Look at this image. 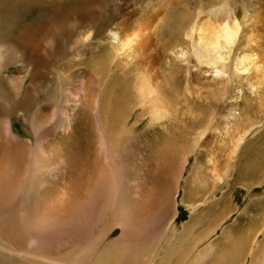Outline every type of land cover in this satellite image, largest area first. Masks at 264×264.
Masks as SVG:
<instances>
[{"label":"bare ground","instance_id":"obj_1","mask_svg":"<svg viewBox=\"0 0 264 264\" xmlns=\"http://www.w3.org/2000/svg\"><path fill=\"white\" fill-rule=\"evenodd\" d=\"M6 1L0 0V19L7 17L0 20V41L7 42L20 55L6 60L18 63L5 76L11 93L1 80L0 63L1 101L8 103L7 117L13 113L29 122L33 142L26 141V145L30 147L27 165L31 166L22 171H30L35 183L44 189L50 183L37 182L39 177L34 175L42 172L39 157L48 166L44 168L47 174L53 169L64 170L69 158L79 157L78 186L83 191L87 187L88 199L90 191H105V196L112 195L115 204L116 190L108 184H116V178L105 181L107 174H119L117 183L121 187L135 184L132 187L137 190L144 180L150 182L155 179L154 173H165L168 167L173 169L181 164V174L186 156L191 155L193 174L203 167L213 185L211 192L206 195V191V196L199 200L198 191L197 195L194 192L190 212L205 205L212 191L222 185L218 193L224 199L217 211V216H221L216 218L218 221L229 217L231 199L228 203L226 198L237 190L235 187L250 192L257 184L264 186V0H254L250 18L243 7H231L234 2H229L230 6L219 2L205 14L197 13L196 19L179 33L176 31L180 27L163 29L162 23L175 0ZM16 3L24 9L19 16L10 14V6ZM181 13L177 18L183 23L185 9ZM14 25L15 34L10 37L7 29ZM18 71H24L25 76H11ZM14 79L17 86L12 83ZM25 79L27 86L21 91ZM256 113H261L258 120L254 118ZM10 118L5 124L12 123ZM144 121L146 127L133 134ZM8 125L3 124L7 136ZM253 137L258 139V145L254 146ZM10 138L14 142L18 139L13 135ZM130 138L141 141L145 147L144 153H138L139 160L127 164L125 148ZM8 148L11 149L8 143L0 141V202L5 201L3 191L10 187L17 200L24 179L16 175L13 184L7 183L10 171L5 155H11ZM197 158L202 160L200 166ZM23 159L20 154L18 167ZM199 178L197 186L201 187ZM25 181L26 178L24 184ZM137 191L134 193L139 196ZM43 192L41 198L46 200L40 208L41 217L49 215L47 209L52 203L48 189ZM64 195L62 192L57 196ZM242 216L233 220L235 226L225 227L220 233L234 254L229 256L230 261L245 264L249 258V264H264V222L260 223L264 205L257 209L249 204ZM184 227H180L181 233L170 228L168 243L174 235L184 240L190 233ZM232 228L238 230L236 235ZM212 231L203 233L197 242L204 241ZM258 236L263 239L257 241ZM216 242L207 244L188 261L202 258L200 254L214 253ZM115 244L108 245L92 261L83 247L84 264H101L112 253L110 258L116 261L121 251L116 250ZM185 257L178 253V260L188 259ZM40 261L73 263L32 256V264ZM114 261L102 264H115Z\"/></svg>","mask_w":264,"mask_h":264},{"label":"rangeland","instance_id":"obj_2","mask_svg":"<svg viewBox=\"0 0 264 264\" xmlns=\"http://www.w3.org/2000/svg\"><path fill=\"white\" fill-rule=\"evenodd\" d=\"M6 2H9V0ZM219 2H225L224 4L226 6L231 5V7L236 5L238 10L243 7L245 13L251 16L254 0H175V2L171 3V9H169L165 15L166 19L162 22L164 25L163 29L167 27L173 30V27H180L181 29L176 31L179 33L183 30L184 26L196 19L197 13L201 12V14H205L209 9L213 8V6H217ZM229 2L234 3L229 5ZM16 7L18 10H16ZM28 8H32L31 5H29ZM14 9L16 11H14ZM19 9L20 6H18L17 3L11 5L10 14L19 16L20 12L24 10L22 8ZM184 9V22L182 23L178 21L177 16L179 13L182 15L181 10ZM28 13L29 11L23 14V16L25 17ZM250 16L248 15L249 18ZM3 20H7V17H3ZM9 29H7L9 33H6L12 37L11 34H15L16 27L14 25ZM0 42V57H3L0 61V63L3 64L1 67L3 68L1 69L3 79L1 78V80L5 87H9L8 90L11 93L13 90L10 89L9 84L7 86L5 83V76L9 75L12 68H15L18 63H10L9 61L6 63V60L9 56L13 58L19 57L20 53L13 51L12 48L6 44L7 42ZM42 44L44 45V40H42ZM25 74L24 71L22 73L18 71V73L13 72L11 76H15V78L18 79L21 76H25ZM12 83L17 86L15 79L12 80ZM24 86H27L26 79L21 83V91ZM2 96L3 91H1L0 88V141L8 143L11 147V149L8 148V150H6L10 151L11 155H5L8 162V171H10V173L7 174V183L13 184L16 175L18 177L22 175L24 179L19 189L20 191H17L18 193L22 191V195L19 193L20 195L17 196V200L14 199L11 187L3 191L2 197L5 198V201L0 202V264H32V256L56 261L67 260L68 263L73 261L72 264H84L86 262V256L84 254L85 250L83 251L82 249L83 247L84 249L86 247L89 251L87 256L90 257L92 261L104 250V248L108 247V245L110 246L112 243H116V250L121 251L119 252L120 255L117 257L118 259L116 258L117 260L114 261V258H110L113 257L114 253H112L111 256L108 254L102 259L101 264L104 261H114L115 264H160L161 262H163V264H189V262L190 264H195L196 262V264H233L229 256L231 255L232 258L234 254H232L230 247H228L230 246L229 243L223 239L220 233L225 227L229 228L230 225L235 226L236 223H234L233 220L236 217L240 219L244 218L242 212L244 213V209L249 206V204L255 205L257 209H261L264 205V186L262 184H257V186H255L256 188L250 192H247L243 188L235 187L237 190L232 193L231 197L227 196L226 198L228 203L231 199L230 209L232 210L229 215H227L229 217L220 221L216 218L221 217L217 216V211L219 206L222 205L221 200L224 199L221 194L218 193L222 185H218L215 190L212 191L213 198L208 197L205 205H202L193 213L190 212L189 206L195 200L193 197L194 192L197 195L198 191L199 196L197 197L199 200V197L202 198L211 192L213 185L212 180L208 177L203 167L196 175L193 174L192 165L194 164V157L191 155L186 156V164H183L181 174L179 173L181 164L177 166L178 168L175 166L173 169H169L168 167L165 173L158 172V175L160 174L161 176L154 173L155 179H151L150 182L149 180H144L143 185L137 189L140 192L132 187L135 184H132V186L125 184L123 185L124 187H121L117 183V178L120 176L119 174H107L105 181H111L112 178H116V184H111V182L108 184V186L116 190L117 196L115 204L112 203V195L108 194L105 196V191H90L92 194L89 195L90 199H88L89 197H87V191L85 190L87 187L83 191V189L78 186L80 173L79 157H74L73 159L69 158L70 161L67 160V165L65 166L64 164L62 167L64 170L58 171V169H55V171L53 169L54 171L52 170L50 174L44 172V168L47 169L48 166H46V164L43 163L44 160L39 157V162L42 161L41 164L39 163L42 167V172L34 175L39 177L37 182L39 180H45L46 182L49 180L50 183L44 189L33 181L30 171L29 173H23L22 171L26 169L27 166H31L30 164L27 165L30 147L26 145V141L28 143L33 142L32 135L29 134H32L29 122L28 120L22 121L20 116L13 113L9 115L11 118L7 117L9 111L8 103H2ZM260 115L261 113H256L254 116L255 120H258ZM8 118H10L12 122L11 124L9 122V125L7 124ZM5 122L7 123L5 124ZM3 124L9 126L8 136L4 133ZM145 127L146 122L144 121L142 122V126L133 131V134ZM11 135L18 139L14 142V140L10 138ZM251 141H255L253 142L254 146L259 144L258 139L255 137H253ZM143 147L145 146L142 145L141 141H136L134 138L129 139L125 148L127 164H129L131 160H139L138 153H144ZM20 154L23 155L24 159L22 163H20L21 167H18L17 161ZM124 155L125 153L122 154V159ZM1 156L2 153L0 154V158ZM197 160V166H200L202 160H200V158H197ZM174 161L177 164V159ZM97 167L99 168V166ZM92 170L91 168L90 171L92 172ZM123 170L124 168H120V171ZM28 177H31L32 180L31 178L29 180ZM25 178L26 181L24 184ZM197 178L201 181V187L197 186ZM30 182L37 185H31ZM61 183L64 185L63 187H61ZM46 189L52 194L51 198H48L52 199V201L49 200L52 203L51 207L47 209L49 217H41L40 208L43 207L44 200H46L41 198V193H44L43 190L45 191ZM32 190L33 192H35L34 190L38 191L39 194L32 193ZM223 190L224 188H222V191ZM136 191L139 192V196L135 195L134 192ZM62 192L63 195L65 193L63 197L57 196ZM121 196L123 198H121ZM77 197L79 198L77 199ZM23 198H25V200ZM21 199H23V201L19 202ZM58 202H60V204ZM217 202L221 204L218 205ZM47 204L48 203H45V206H47ZM53 206L54 209L52 208ZM18 218H22V220ZM262 218L260 223L263 224L264 216ZM241 224L239 223V225ZM183 225L185 226L183 230L186 231V228H189L190 233L185 236L184 240L180 239L179 235H174L172 242L168 243L170 240L168 239L169 229L173 227L181 233L180 227ZM215 227L216 229H214ZM211 229L213 230L212 233L210 232L211 234L204 241L197 242ZM232 230L236 235L238 230L236 228H232ZM226 235H228V233L224 234V236ZM99 236V241H96L98 243H89V241ZM250 237L248 236L247 240H250ZM260 238L263 239L262 236H258L257 241H259ZM211 242H216L213 250L214 253L211 252L210 255L200 254L199 256L202 258L194 262L188 261L199 252L203 251L205 246ZM189 245L191 248H189ZM163 251L165 252V260L161 259ZM178 253H184L186 255L185 258L188 259L184 261V258L178 260ZM82 254H84V259H81ZM249 261L250 259L248 258L245 264H249ZM37 264L48 263L40 261Z\"/></svg>","mask_w":264,"mask_h":264}]
</instances>
